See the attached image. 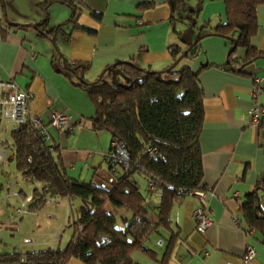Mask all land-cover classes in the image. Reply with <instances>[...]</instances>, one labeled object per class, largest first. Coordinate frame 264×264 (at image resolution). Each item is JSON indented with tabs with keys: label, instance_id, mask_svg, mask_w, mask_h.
<instances>
[{
	"label": "crops",
	"instance_id": "0c3cea01",
	"mask_svg": "<svg viewBox=\"0 0 264 264\" xmlns=\"http://www.w3.org/2000/svg\"><path fill=\"white\" fill-rule=\"evenodd\" d=\"M41 1L0 0V23L5 28L4 33L0 32V72L4 79H12L31 92L30 111L44 122L52 110L70 116L72 132L63 134L48 128L50 141L56 146L54 156L71 177L98 183L109 176L106 153L111 134L93 129L94 106L77 84L81 77L71 70L74 64H87L83 73L87 81H94L104 68L120 60L163 70L175 63L170 47L183 49L186 44L182 40H194L188 27L178 30L179 17L199 8L196 26L187 21L198 35L199 25L213 26L223 19L224 4L222 0H184L186 9L172 20L166 0H79L75 2L79 13L74 24L69 21L68 5L53 2L44 11ZM206 10L214 11L205 16ZM90 11L99 16L93 17ZM256 17L258 28L250 43L264 52V3L256 7ZM45 18L47 28L60 24V29L41 34L34 25ZM229 47L226 38L210 35L201 39L195 57L179 61L198 73L202 85L203 123L198 143L201 183L207 192L211 224L203 232L196 230L193 210L200 202L186 195L173 204L170 227L159 228L148 238L153 242H145L154 255L132 253L136 264H264L261 235L257 231L249 235L236 222V218L238 222L245 220L241 204L249 194L256 192L264 210V188H256L257 180L264 175V125L249 124L250 108L255 104L264 106V82L255 98L252 95V76L264 78V56L246 63L242 71L229 70L224 68ZM235 55L244 57L245 49L236 48ZM113 69L117 68L112 67L111 74ZM17 185L15 182L6 190L5 202L11 197L21 204L22 192ZM149 193L158 196L154 203L157 206L159 190L154 188ZM164 229L165 235H160ZM159 238L161 245L153 247ZM247 244L253 246L255 255L243 262ZM69 264L86 263L72 257Z\"/></svg>",
	"mask_w": 264,
	"mask_h": 264
},
{
	"label": "trees",
	"instance_id": "16d2710c",
	"mask_svg": "<svg viewBox=\"0 0 264 264\" xmlns=\"http://www.w3.org/2000/svg\"><path fill=\"white\" fill-rule=\"evenodd\" d=\"M76 1L79 0H42L39 5L44 11L53 2L68 5L71 9L69 21L76 24L79 13ZM166 1L172 20L186 9L184 0ZM222 2L223 19L213 26H198L200 32L193 41L182 40L186 44L183 49L178 45L170 47L175 63L163 70L120 60L104 68L94 81H87L83 75L86 63H76L71 69L80 75L77 84L94 106L93 129L106 130L111 134V140L120 141L129 157L128 166L114 167L107 163L109 176L100 178L98 183L71 177L54 156L55 143L50 141L51 138L44 139L41 130L29 119L11 130L9 139L1 141L14 151L15 168L21 180L34 184L32 199L25 204L29 211L40 209L47 198L77 197L80 205L69 224L73 233L65 247L26 252L23 261H20V253H4L0 254V262L69 264L70 259L76 257L86 264H136L131 257L134 251L154 255L145 242L159 228L170 227L169 214L173 204L184 199L189 192L205 190L201 183L198 143L203 123L202 85L198 73L188 65L179 68L176 65L182 58L195 57L201 39L210 35L229 41L224 65L229 70L242 71L246 63L264 56V52L250 43L258 28L256 7L264 0ZM198 9L187 10L182 18L196 26ZM90 14L95 18L99 16L94 11ZM46 21L47 18L34 25L41 34L56 32L61 27L59 24L47 28ZM1 31L4 33L5 28L0 23ZM238 47L245 49L242 58L235 55ZM112 67L118 68L122 75L112 79ZM104 73L108 78H103ZM136 174L159 190L160 199L154 217L150 216L148 200L145 201L134 177ZM256 188H264V175L257 180ZM20 190L25 198L27 194L22 188ZM241 210L245 219L239 222L242 228L246 233L257 231L264 243V210L259 206L256 192L246 196ZM119 219L122 226L117 225Z\"/></svg>",
	"mask_w": 264,
	"mask_h": 264
},
{
	"label": "rangeland",
	"instance_id": "374dc122",
	"mask_svg": "<svg viewBox=\"0 0 264 264\" xmlns=\"http://www.w3.org/2000/svg\"><path fill=\"white\" fill-rule=\"evenodd\" d=\"M213 11L206 10L203 15L206 16ZM199 12L201 13V11ZM198 19L200 18L198 17ZM178 21V30L188 27L189 33L186 30L185 37L188 38L189 34L192 40L195 39L198 32L197 29L188 25L187 20L181 17H179ZM179 67H182L180 63L176 65V68ZM120 74L122 75L118 68L113 69L112 79L119 77ZM103 78H108V74L104 73ZM10 131V128L6 127L4 129V126L3 130L0 131V149L4 148L6 152L5 160L0 162V254L15 252L23 255L26 252L46 248H63L72 236L73 227L69 226V224L73 221L75 211L80 205V200L77 197H71L70 200H67V198H47L45 205L38 210L29 211L26 205L27 210L24 213L17 211L16 207L19 206L20 202L16 201V199L6 198L8 202H5L4 195H6V186L8 184L14 185L15 182H18L19 185L17 186L22 188L26 194L31 192L34 186L33 183L21 180L20 174L15 168L14 151L9 147H5L1 142L9 139ZM134 177L145 197V201L150 199L151 204L147 202L148 209L149 213L154 215L157 212V207L154 206V203L158 196H153L149 193L146 181L141 175L136 174ZM21 199H23L22 196ZM7 203L9 204L7 205ZM122 210L124 211V209ZM117 225L122 226L120 219L117 221ZM164 231L165 229L161 230L160 235ZM162 234L165 235V233ZM150 242H153L152 239L146 240V244H150ZM158 245H161L160 238L154 242L153 247ZM0 264L6 263L0 262Z\"/></svg>",
	"mask_w": 264,
	"mask_h": 264
},
{
	"label": "built area",
	"instance_id": "2783aa9c",
	"mask_svg": "<svg viewBox=\"0 0 264 264\" xmlns=\"http://www.w3.org/2000/svg\"><path fill=\"white\" fill-rule=\"evenodd\" d=\"M254 82V87L252 89V95L255 98L257 92L261 90V84L264 82V78H258L252 76ZM30 100L31 92L29 90L21 89L18 84L12 79H4L0 72V131L10 128L11 130L16 129L20 124L26 120H30L35 127L41 130L44 139H50L48 128L59 133H70L74 129V124L70 119V116L64 111L52 110L49 113L47 123L44 120L33 114L30 111ZM6 123V125H4ZM82 123V120L79 122ZM249 124L253 127L264 125V106H259L255 104L250 108V118ZM150 152L154 153L153 149H149ZM6 157V152L4 148L0 149V162H3ZM128 154L125 148L122 146L119 140L112 139L110 141L109 152L106 153V161L109 164H113L114 167H126L128 166ZM13 184H8L6 190H9ZM147 186L150 189V192L156 188L152 182H147ZM8 192L7 195H9ZM11 194H17L11 192ZM198 198L200 204L193 210V216L195 220L196 230L203 232L210 224L211 219L209 218L208 211L206 208L207 204V192L204 190H194L189 192ZM32 199V194L29 192L25 198L22 199L20 206L17 208L19 213H24L26 211L25 204ZM149 202V201H147ZM236 222L242 227L241 223ZM253 231H249L251 235ZM255 255V249L251 244H247L245 247V253L242 257L243 262H247L252 259ZM24 258L20 257V261H23Z\"/></svg>",
	"mask_w": 264,
	"mask_h": 264
}]
</instances>
